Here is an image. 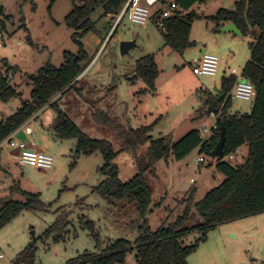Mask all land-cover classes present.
<instances>
[{
    "label": "rangeland",
    "instance_id": "374dc122",
    "mask_svg": "<svg viewBox=\"0 0 264 264\" xmlns=\"http://www.w3.org/2000/svg\"><path fill=\"white\" fill-rule=\"evenodd\" d=\"M51 1L0 0L3 15L9 16L5 29L0 27V59L14 67L10 84L20 94L8 102L0 101V114L4 116L13 113L11 108L16 109L21 102L30 100L28 77L36 75L48 63L60 67L64 52L77 54L79 50L72 41L74 31L66 26L65 17L72 10L73 2L78 4L84 0ZM219 9L233 10V0H209L190 9L203 17L195 19L191 25L189 39L195 46L182 54L164 46L163 33L152 22L133 24L128 13L118 21V16L112 20L103 15L100 7L92 12L90 18L96 32L78 39L91 60L84 70V78L76 85L80 93L74 90L66 93L58 106L89 138L112 144L117 153L114 163L122 182L129 181L138 172L136 157L143 154L147 145L136 153L121 151L122 142L116 134L90 123L85 110L92 109L94 104L108 110L111 105L110 116L125 130L152 126L149 133L152 139L163 137L168 146L193 129H197L206 141L210 135L202 131V126L209 130L214 123L210 117L212 112L209 117L204 114L207 109L204 102L208 94L216 95L214 92L221 77L229 75L233 69L232 74L239 79L250 59L248 46L255 39L216 33L215 24L205 17L214 15ZM123 41H135V47L121 56L120 43ZM201 47L218 57L216 76L193 75L190 62L199 55ZM150 54L155 56L159 70L156 94L138 95L144 83L139 79L132 83L128 79L134 75L136 61ZM250 107L251 103L232 97L230 112L247 113ZM36 114L29 126L34 130V140L52 157V167L42 171L28 165L20 166L16 163L15 151L4 145L0 151L3 154L0 198L20 200L17 189L16 193L9 190L18 186L24 192L39 194L49 207L45 212L24 211L0 229V254L4 256L0 264H15L19 253L31 242L34 245L32 264H69L83 254L99 253L108 241L125 239L132 243L137 236L136 227L142 222L135 203L106 200L93 191L104 179L98 172L103 165L102 155L95 153L74 158L75 140H55L52 135L54 110L45 107ZM246 155L247 149L243 147L232 160H226L232 165L241 164ZM199 156L204 158V163L197 162ZM215 162V158L199 155L196 149L182 160H175L169 154L154 164L152 172H145L151 192V212L146 218L152 230L174 222L186 206L190 207L188 198L192 190H195L194 201L197 202L221 183L223 176L215 171ZM62 210L70 211V225L61 238L55 233L45 236ZM190 213L187 227L201 222L195 211L191 209ZM81 216L94 223L100 247L81 224ZM197 238L199 235L193 233L184 244L191 245ZM251 263L264 264V212L217 226L187 257V264ZM126 264H135L134 251L126 256Z\"/></svg>",
    "mask_w": 264,
    "mask_h": 264
},
{
    "label": "trees",
    "instance_id": "16d2710c",
    "mask_svg": "<svg viewBox=\"0 0 264 264\" xmlns=\"http://www.w3.org/2000/svg\"><path fill=\"white\" fill-rule=\"evenodd\" d=\"M126 1L84 0L78 4L73 2L72 10L65 17V23L74 31L72 41L79 47L77 54L66 51L63 53L64 61L60 67L56 68L48 63L40 68L36 75L27 78V84L31 86L30 100L21 102L13 114L0 120V143L43 107L52 108L55 112L54 136L58 140H75L74 158L95 153L102 155L103 165L98 172L104 179L93 188V191L106 200H126L135 203L142 222L136 227L137 236L132 243L125 239L108 241L99 253L83 254L69 264H126V256L132 251L135 264H187V257L206 240L211 230L221 224L264 212V0H236L233 10L219 9L214 15L205 17L215 24L216 29L231 23L243 37L255 38L248 46L250 59L241 71V78L251 82L255 89L250 111L240 117L228 113L238 77L233 74L222 77L219 93L214 96L208 94L204 102L207 108L209 106L212 108V114L216 117V129L211 130L209 140L204 141L199 131L194 129L168 146L163 137L152 139L149 135L152 126L125 130L110 116L108 110L99 109L94 104L95 109L92 107L91 117L93 122L116 134L117 139L122 142L121 151L131 150L136 153L147 145L143 154L136 157L138 172L129 181L122 182L119 179L118 167L114 163L117 153L112 144L109 141L89 138L58 106V101L72 90L80 93L76 88L78 80L74 81L89 66L91 60L78 39L89 32H96L90 18L92 12L96 7H100L103 15L113 20L120 14ZM173 1L179 11L185 14L163 21L166 28V32H162L164 46L182 54L186 49L195 46L189 36L192 22L200 18L190 9L209 0ZM0 16H3L0 20V27L3 30L9 16L3 15V8ZM14 70V67L0 59L1 102L5 103L20 96L16 87L10 84ZM133 72L134 75L128 80L133 83L139 79L145 85V88L137 92L138 95L155 91L159 70L154 55L138 59ZM68 86L69 88L61 93ZM221 123L225 129L223 156L215 159L214 168L223 176V180L197 202L194 201L195 190H192L188 198L190 207L186 206L174 222L162 224L156 230H152L146 218L151 212V192L144 177L145 172L147 170L152 172L154 164L167 158L169 154L175 160H182L198 149L199 155L211 157L210 154L219 140ZM242 147L247 149L243 163L232 165L225 159L231 154L235 155ZM16 189L20 200L0 198V229L24 211L45 212L49 207L42 202L39 194L24 192L18 186L10 188L11 193H16ZM191 209L201 222L187 227L186 224L191 219ZM69 216L70 211L62 210L48 227L45 236L55 233L58 234L57 238H61L62 232L70 225ZM80 222L90 232L97 247H100L101 241L94 229V223L84 216L80 217ZM193 233L198 234L199 238L193 244L185 245L184 241ZM33 259L34 245L31 242L19 253L15 264H32Z\"/></svg>",
    "mask_w": 264,
    "mask_h": 264
},
{
    "label": "built area",
    "instance_id": "2783aa9c",
    "mask_svg": "<svg viewBox=\"0 0 264 264\" xmlns=\"http://www.w3.org/2000/svg\"><path fill=\"white\" fill-rule=\"evenodd\" d=\"M143 2L144 5L140 3ZM128 13L129 21L136 25H146L152 22L161 32H166L163 21L170 17H180L185 12H180L177 4L173 0H127L117 21ZM18 45L20 43L18 42ZM218 57L210 53H202L198 57H194L191 62V71L195 76H216L218 72ZM234 75V74H233ZM233 98L236 100L252 103L255 98V89L251 82L239 77L233 90ZM244 113L235 112L237 117ZM36 113L33 114L23 125L12 132L4 141L0 143V149L4 145H8L15 151V159L20 166H31L38 170H48L52 167V157L42 149H36L32 138L34 130L29 126L36 119ZM216 129L214 125L211 129L202 126V131L208 133L211 138V130ZM234 154L229 155L225 159L232 160ZM197 162L204 163L202 156L197 158ZM4 256L0 254V260Z\"/></svg>",
    "mask_w": 264,
    "mask_h": 264
},
{
    "label": "water",
    "instance_id": "95a60500",
    "mask_svg": "<svg viewBox=\"0 0 264 264\" xmlns=\"http://www.w3.org/2000/svg\"><path fill=\"white\" fill-rule=\"evenodd\" d=\"M1 11H2V6H0V13H1ZM217 31L219 33H232L233 35L242 36L240 31L236 28V26L234 24H231V23L226 24V25L218 28ZM133 47H135V41H123V42H121L120 43V55L124 56V55L128 54V52ZM78 79L79 78L75 79L74 82H76ZM74 82H72V83H74ZM68 88H69V86L67 88H65L61 93H63ZM214 93L218 94L219 90L216 89ZM211 112H212V108L209 106L205 110L204 114H205V116H208ZM224 143H225V129H224L223 123H221L219 140L216 143L214 149L212 150V152L210 154L212 158L217 159V158H221L223 156Z\"/></svg>",
    "mask_w": 264,
    "mask_h": 264
},
{
    "label": "crops",
    "instance_id": "0c3cea01",
    "mask_svg": "<svg viewBox=\"0 0 264 264\" xmlns=\"http://www.w3.org/2000/svg\"><path fill=\"white\" fill-rule=\"evenodd\" d=\"M235 1L236 0H233V2L235 3ZM194 7H195V5L194 6H192V8H191V10L192 9H194ZM197 13V12H196ZM197 15L198 16H200V17H203V15L202 14H199V13H197ZM209 16H211V15H209ZM209 16H206V17H209ZM224 25H226V24H224ZM224 25H222V26H224ZM222 26H220V27H222ZM219 27V28H220ZM214 30H215V32L216 33H218V29H216L215 28V26H214ZM202 53H207L206 52V47L204 48V47H201V49L199 50V55L198 56H200V54H202ZM210 54H213V53H210ZM197 56V57H198ZM246 64V63H245ZM234 70V69H233ZM233 70L231 71V73L229 74V75H232V72H233ZM229 75H226V76H223V77H227V76H229ZM240 77H241V75H240ZM79 79H78V82L81 80V79H83L84 78V72L78 77ZM222 78V77H221ZM11 80H12V78H11ZM78 85V84H77ZM220 85V84H219ZM145 88V87H144ZM218 88H219V86H218ZM218 88H217V90H218ZM141 90V89H140ZM156 85H155V91L154 92H152L153 94H156ZM201 91H202V89H200ZM205 91H207V92H209L208 90H205ZM111 95V94H110ZM111 97H112V95H111ZM111 100H112V98H111ZM200 100V104H201V98L199 99ZM251 105H252V103H251ZM46 107V106H45ZM45 107H43L41 110H43ZM110 108L108 109V111L111 113V105L109 106ZM17 108H19V107H17ZM16 108V109H17ZM251 108V107H250ZM16 109H12L11 108V112H15L16 111ZM94 109H95V107H94ZM100 109V108H99ZM77 109L76 108H74V111H76ZM92 111H93V108L91 109V108H89L88 110H85V114H86V116H87V118L90 120V123H92V124H94V125H96L94 122H93V120H92ZM250 111V110H249ZM13 113H10V115L11 114H13ZM228 113L229 114H234V113H231L230 112V109H229V111H228ZM247 113H249V112H247ZM7 116H4L3 114H0V120L1 119H4V118H6ZM209 117V116H208ZM210 117H212L213 118V126L215 125V123H216V117L213 115V114H211V116ZM194 130V129H193ZM197 130V129H196ZM52 135L54 136V132L52 133ZM117 138V137H116ZM54 139L55 140H57L56 139V137L54 136ZM61 141V140H60ZM32 142L34 143V146L33 147H35L36 149H42V150H44V151H46L45 150V147L43 146V145H41V143H39V142H36L35 140H34V136H33V138H32ZM3 148V147H2ZM243 148V147H242ZM0 151H1V149H0ZM239 152V150L236 152V154ZM2 157H3V154L0 152V162H2ZM17 163V162H16ZM18 164V163H17ZM0 166H1V163H0ZM13 187V186H12ZM11 187V188H12ZM9 190H10V188H9Z\"/></svg>",
    "mask_w": 264,
    "mask_h": 264
}]
</instances>
